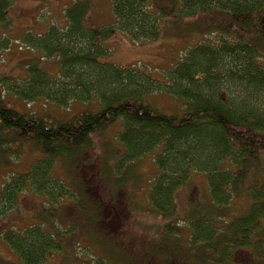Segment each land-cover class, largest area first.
I'll use <instances>...</instances> for the list:
<instances>
[{
  "label": "trees",
  "instance_id": "1",
  "mask_svg": "<svg viewBox=\"0 0 264 264\" xmlns=\"http://www.w3.org/2000/svg\"><path fill=\"white\" fill-rule=\"evenodd\" d=\"M13 1L0 0V26L8 24ZM109 3L112 22L96 26L88 18L90 0H73L63 10V27L51 24L42 34L23 35L40 54L25 63V77L0 71V156L8 162L7 155H19L25 145L39 153L1 184L2 243L19 264H46L53 253L69 252L71 238L81 243L85 229L98 247L90 264H115L88 236L99 217L107 236L130 248L135 261L144 256V264H264V0ZM180 29L183 37H223L187 48L161 78L108 59L106 42L115 33L142 45ZM9 45V38L0 37V61ZM48 59L56 63L54 73L41 64ZM155 92L179 100L180 110L158 111L151 101ZM7 94L60 109L73 103L84 108L53 119L17 110ZM117 121L115 136L104 137ZM152 154L155 171L144 188L133 163ZM58 166L68 184L55 176ZM195 173L204 175L206 190L189 181ZM141 190L160 223L145 241L128 232L132 222H122L126 215L136 218L133 212H118ZM26 195L40 211L30 214L36 222L18 228L8 216ZM244 199L235 211L234 203ZM165 240L171 245L157 246Z\"/></svg>",
  "mask_w": 264,
  "mask_h": 264
},
{
  "label": "rangeland",
  "instance_id": "2",
  "mask_svg": "<svg viewBox=\"0 0 264 264\" xmlns=\"http://www.w3.org/2000/svg\"><path fill=\"white\" fill-rule=\"evenodd\" d=\"M72 1L73 0H14L9 9V20L7 19L8 24L0 26V37H7L10 40L8 48L1 53L0 71L14 75L15 77H25V63L40 57V54L25 45L23 42V35L27 32H31L35 35L42 34L51 24L63 27L66 24L63 17V10H65ZM90 3L91 8L88 13V18L91 24L96 26H106L112 22L113 17L109 0H90ZM181 30L182 29L170 31L169 35L163 36L158 41L142 45L134 44L130 42L126 36L115 33L113 37L106 42L111 50L108 59L115 65L121 67H127L130 65L132 68L149 72L151 76L161 78L163 75L167 74L164 71L169 70L172 65L180 60L187 48L202 43L205 40L216 42L223 37V35L217 32L207 35H205V33L190 34L183 37L180 35H185L186 32ZM49 59L48 61L42 60L41 64H43L49 72L54 73L57 70L56 63L54 62V59ZM5 99L8 100L14 108L21 112H34L53 119L63 117L68 118L74 114L77 109H82L83 107L79 104L73 103L66 109H60L55 105L45 103L43 100H35L30 103L20 100L10 94L5 95ZM151 101L158 111L171 113L176 109L179 111L181 107V102L179 100L163 93L155 92L151 97ZM119 128L120 122L117 121L106 129L103 136L113 138ZM100 151V147L95 150L93 158H98L97 153ZM38 156L39 153H37L32 147L26 145L21 148L19 155H7L8 162L3 159H6V156H0V159H2L0 160V187L7 178L11 177L9 174L26 170ZM152 156L153 154L144 156L142 159L133 163L132 169H136L134 172H137L141 176L144 188L145 186H148L147 180L155 171ZM115 160L116 159H113V161ZM110 168H114L113 163L110 164ZM123 169L125 170V168ZM54 173L55 176L63 179V181L68 184L67 179L64 177V173L59 166L54 169ZM189 181L201 191L206 190L205 177L203 174L195 173L190 177ZM128 199H130V203L128 204L129 201L126 200L121 202V207H119L120 210H118V212L122 211L121 214H126L128 211L133 212L131 217L134 216L136 218L131 219L129 215H126L128 217L121 220H123V223H128L129 221L132 222V226L128 225V232L134 233L138 238H142L145 241L144 237L148 236L152 231V227L157 230L159 229V218H156L155 215L152 214L153 212L150 207L147 209L148 206L143 197L142 190L139 195L135 193L133 198L131 197ZM245 203V199L241 203L240 201L235 202L234 210L237 211L241 209V205H244ZM61 204L62 206H67L69 203L64 200L61 201ZM19 206L20 209L18 212L10 213L8 216V219L14 222L18 228L26 227L30 225V223L37 221H33L30 214H37V210L38 212L40 211V206L37 208L30 195L22 197ZM84 215L85 214H81V216ZM89 217L93 218L94 215L89 214ZM52 219L53 218H49L50 221ZM98 220L99 217L92 222L90 229L93 231V235L89 233L88 236L90 239L95 240L103 249L102 254L105 257L114 258L115 264L146 263V258L144 256L137 254L138 257L141 258V262L137 261V259L135 261L134 253H131L132 250L130 248L127 250L121 249L119 245L115 244V242L111 240V237L107 236L105 227L100 224ZM118 220H120V217H118ZM181 222L182 221L179 223ZM56 223H59V221L56 220ZM63 224L65 223L63 222ZM63 226L66 227L65 225ZM186 231L185 228L180 230L183 237H186ZM78 238H81V243L79 240L76 241V239L73 240V238H71L67 243L69 244V252L67 254L59 252L53 253L47 257L46 264H90L91 261L94 262L96 254L98 253L96 250V248H98L97 245H95L96 243L91 244L90 241H88L85 229L79 234ZM116 238L118 241V237ZM163 243L170 244L165 240L158 242L157 246L161 247ZM76 251L79 252L80 257L79 259L74 260V258H76ZM0 259L6 262V264H10V262L19 264L7 245L2 243L1 238ZM117 259L119 261H117ZM128 261H130V263H127Z\"/></svg>",
  "mask_w": 264,
  "mask_h": 264
}]
</instances>
